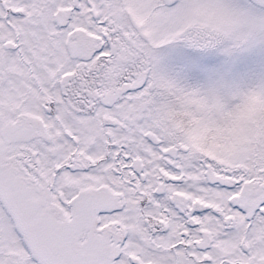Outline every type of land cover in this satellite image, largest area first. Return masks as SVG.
Returning <instances> with one entry per match:
<instances>
[{"label":"snow or ice","instance_id":"obj_1","mask_svg":"<svg viewBox=\"0 0 264 264\" xmlns=\"http://www.w3.org/2000/svg\"><path fill=\"white\" fill-rule=\"evenodd\" d=\"M0 264H264V0H0Z\"/></svg>","mask_w":264,"mask_h":264}]
</instances>
